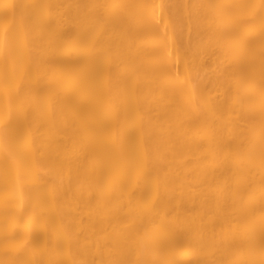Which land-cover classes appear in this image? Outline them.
<instances>
[{"label":"bare ground","instance_id":"6f19581e","mask_svg":"<svg viewBox=\"0 0 264 264\" xmlns=\"http://www.w3.org/2000/svg\"><path fill=\"white\" fill-rule=\"evenodd\" d=\"M0 264H264V0H0Z\"/></svg>","mask_w":264,"mask_h":264}]
</instances>
